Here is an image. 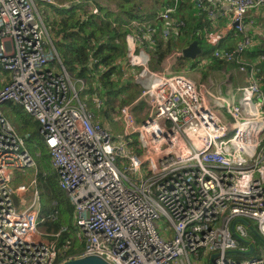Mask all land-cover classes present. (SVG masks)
Listing matches in <instances>:
<instances>
[{"label":"built area","instance_id":"built-area-1","mask_svg":"<svg viewBox=\"0 0 264 264\" xmlns=\"http://www.w3.org/2000/svg\"><path fill=\"white\" fill-rule=\"evenodd\" d=\"M192 1L199 13H216V0ZM181 2L173 0L157 15L166 38L177 40L185 26L176 15ZM224 2L239 38L230 50L219 47L223 35L218 36L213 56L240 64L260 43L261 27L250 12L264 8V0ZM40 3L59 6L56 0H0V264L61 263L55 242L41 236L36 178L15 184L18 172L37 165L27 148L29 135H20L6 118V103L22 106L40 125L59 185L74 206L78 237L85 241L79 256L98 255L111 264H195L217 254L213 264H264L262 256L235 257L249 250L238 236L254 242L238 219L254 220L264 237L260 60L238 67L246 80L237 88V102L233 94L202 89L187 69L174 71L185 58L183 49L175 48L161 70H151L156 23L131 22L136 30L127 36L123 65L125 77L137 75L142 90L119 109L123 132L116 136L82 101L85 80L74 79L59 58ZM80 3L92 2L63 6ZM202 33L209 36L205 26ZM93 99L103 104L97 92ZM29 188L33 198L15 203V195Z\"/></svg>","mask_w":264,"mask_h":264},{"label":"trees","instance_id":"trees-1","mask_svg":"<svg viewBox=\"0 0 264 264\" xmlns=\"http://www.w3.org/2000/svg\"><path fill=\"white\" fill-rule=\"evenodd\" d=\"M71 1L73 0H57L59 6L40 3L42 16L54 47L67 71L74 79L85 80L86 88L81 92L88 96L89 108L94 111L97 118L103 120V124L108 121L116 124L111 116L114 101L120 93L129 91L132 83L125 77L126 70L123 65L128 46L127 36L136 30L131 22L156 23L154 25L156 31L152 34V55L153 61L161 65L175 48L184 49L194 40L201 43V36L198 33H202L203 26L209 27L211 21L206 16L199 15L206 14L204 11L199 13L198 10L192 9L189 16L178 14L185 21V26L180 30L176 40L174 35L167 38L162 35V22L157 20L159 11L173 0H91L92 3L75 4L69 9L63 6L64 3ZM192 3L196 8V4L193 1ZM182 5L181 2V7ZM93 6L98 8L97 13L93 12ZM233 37H235L234 34ZM215 48L216 46L213 47L212 54L206 57L202 55L210 53V50L204 48L205 52L198 56L204 57L208 63V68L202 74L203 79H207L213 70L221 69L227 63L224 58L213 56ZM247 54H250L248 59L245 58ZM246 55L240 59V64L247 62L252 65L260 60L257 80L264 91V39L260 40L253 50L247 51ZM195 63L200 62L185 57L178 63L179 71ZM240 64L237 63L238 67ZM95 92L103 100L102 105L96 104L98 108L92 102ZM139 93L140 90L136 88L130 90L128 98H122L120 103L130 104ZM4 113L20 135L23 137L29 135L26 144L36 159V180L41 205L40 218L44 219L43 224L56 241L59 250L57 263L81 255L85 249V241L78 237L74 206L67 192L59 185L58 172L52 166L49 148L41 137L39 123L17 104L6 103ZM116 128L114 131L118 132ZM21 179L22 177L19 178L18 183ZM250 234L253 239L259 240L251 231Z\"/></svg>","mask_w":264,"mask_h":264},{"label":"crops","instance_id":"crops-1","mask_svg":"<svg viewBox=\"0 0 264 264\" xmlns=\"http://www.w3.org/2000/svg\"><path fill=\"white\" fill-rule=\"evenodd\" d=\"M216 1L217 2H216V4L214 6H216L217 9H216V13L213 16H211V15H209L207 13L206 14H199L198 13L199 15L206 16L208 19L211 20L210 21V26L209 27L207 25L205 26L208 29V33H209L208 35L209 36L206 37L204 35V33H198L199 36H201V43L198 41L200 47L202 49L206 48L207 50H210V53H206V54L202 55V56H205V57L210 55V54H212V49L215 46L213 41L217 40L218 36H222L223 35L221 37V39H220V46L223 47V49H230V50L233 49L234 46H235V43L237 42V39H238L237 36L233 37V34H234L233 26H234V24H233L232 11H231L229 5L227 3H225L224 0H216ZM182 3H183L182 7H181V3H180L179 10L177 11V12L180 13V15L182 13V14H184L186 16H189L191 11H192V9L197 11V9L194 8V6H193L192 0H182ZM111 8L115 9L114 6H111ZM250 16L253 17L254 19H256L257 24L260 25L262 34L258 35V38L260 37V40H263L264 39V8H260L258 10H252L250 12ZM202 28H201V31H202ZM220 29H222L225 34L220 32ZM245 58L246 59L250 58V54H247L245 56ZM199 60H200V58H199ZM200 64H202V63H199V65L196 64V63L194 65H191L189 67L188 71L191 72L193 69H198V66H200ZM205 68H208V63H207V67H205ZM215 73L218 74L217 76H215L217 78H214V74ZM202 74H201V78H202ZM216 80L217 81L219 80V83H217ZM245 80H246V74L240 72L239 69H238L237 63L233 62V63H226L225 66L222 67L221 69L213 70L210 73V75L207 77V79H205V83L208 82V84L206 86L209 89H211L212 91H213V89H215L213 86L217 85V89L218 90H216L214 92L222 91L224 93V92H227L228 90H237V88L239 86L245 84ZM232 81H234L235 87H234V89H228L229 85L226 82H229L231 84ZM236 93H238V91L235 92L234 95ZM30 170L31 169L27 170L24 173L18 172L17 175L15 176V184L16 185L21 184L22 181L24 180L23 178L25 177V174L27 172L30 173ZM20 177H22L23 180L21 179V181L18 183V180H19ZM15 197H16V195H15ZM16 198H18L20 200V198H22V197L19 195ZM21 200H23V198ZM19 204L21 205V201H20ZM41 236L43 237V239L52 240L56 244V241L53 240V238H52L53 234L44 235L42 233Z\"/></svg>","mask_w":264,"mask_h":264},{"label":"rangeland","instance_id":"rangeland-1","mask_svg":"<svg viewBox=\"0 0 264 264\" xmlns=\"http://www.w3.org/2000/svg\"><path fill=\"white\" fill-rule=\"evenodd\" d=\"M57 1V0H56ZM41 11H42V9H41ZM178 14H180L179 12H177L176 13V15H178ZM202 59H203V57H202ZM199 62H201V61H199ZM165 65V63H163V65L161 64V65H158L155 61H153L152 60V62H151V64H150V66H149V68L151 69V70H161L162 68H161V66L163 67ZM199 65V64H198ZM202 68H201V67ZM200 66H198V69H193L191 72H189L188 70H189V67H187V68H185V70H186V74H188L191 78H193L194 80H196L197 82H198V84H199V86L202 88V89H205V88H208L206 85L208 84V82L207 83H205V79H203V77L201 78V74L207 69V68H205V67H207V64L206 65H204V64H200ZM141 69L142 68H137V70H138V72L140 73V71H141ZM172 69L174 70V71H179L180 70V68H179V65L178 64H175V65H173V67H172ZM182 71V70H181ZM183 72H185V71H183ZM218 74L217 73H215L214 74V78H217V77H215V76H217ZM0 78H1V75H0ZM235 79V78H234ZM127 80L129 81V82H132L131 83V85H130V90H134L135 88H136V90H140V93H139V95H138V97L140 96V94H141V90H142V87H141V85H140V83H139V81L137 80V75H132L131 77H129V78H127ZM236 80V79H235ZM216 82L217 83H219V80L217 81L216 80ZM226 83H228V85H229V87H228V89H234V87H235V84H234V81H232V83L230 84L229 82H226ZM134 87V89H131V88H133ZM205 87V88H204ZM215 89H213V91H216V90H218L217 89V85H214L213 86ZM130 90L129 91H127V92H124V93H120L119 94V96L117 97V99L114 101V104H113V106H114V109L112 110V115L111 116H113V118L115 119V122H116V124H112L110 121H108V122H105L106 123V125L111 129V131H112V133L114 134V135H120L122 132H123V128H122V125L121 124H119V122L117 121V118H118V113H119V109L122 107V106H124V105H126V104H121L120 103V101H121V99L122 98H128V96H129V93H130ZM224 91V90H223ZM238 90H228L227 92H224V94H226L229 98H231V95L233 94L234 95V93L235 92H237ZM84 92H81L80 93V97H81V99H82V101H84V102H86L87 103V105H88V96L85 94H83ZM241 96V92H238V93H236L235 94V97H234V101H237L238 102V99H239V97ZM137 97V98H138ZM136 98V99H137ZM134 101V100H133ZM92 102H93V104L95 105V107H99V106H97L96 105V101L93 99L92 100ZM128 104V103H127ZM6 108V104L5 105H3L2 106V109H3V112H4V109ZM142 108H143V105L142 104H138V105H136V112H137V114H140L141 113V110H142ZM5 114V113H4ZM7 116V115H6ZM7 119H9L8 117H6ZM100 122H102L103 120H100L99 119V117L97 118ZM103 119V118H102ZM140 119V118H139ZM109 120H111V119H109ZM117 127V128H116ZM117 129L118 130V132H115L114 131V129ZM17 129V128H16ZM19 132V131H18ZM26 136H28V134L27 135H25V137ZM29 137V136H28ZM28 137H26V139L28 138ZM132 140L133 141H135V143L137 144V137L136 136H134L133 138H132ZM134 149H136V145L134 146ZM20 174V173H19ZM18 178V177H17ZM34 178H36L37 179V171H36V168L35 169H31L30 170V173L29 172H27L26 174H25V177L22 179L23 181H22V183L21 184H24V182L26 183V184H28L29 185V183L34 179ZM17 182V181H16ZM36 189L38 190V192H39V189H38V186L36 185ZM21 193H23V194H19L25 201H27V202H29L32 198H33V196H34V190L33 189H28L27 190V192L26 193H24V192H22L21 191ZM40 194V193H39ZM19 202V199L18 198H16L15 197V203H18ZM252 225H254V226H256V223H255V221L254 220H252V219H247ZM39 229H40V232L41 233H43L44 235H51L52 233H49L48 231H47V229H46V226L43 224V221L40 223V225H39ZM254 240V247H255V250H254V252L253 253H251V254H237L235 257H238V258H241V259H244V258H250V257H260V256H262V257H264V243H262L260 240H256V239H253ZM209 260H210V258H208V257H206V256H204V257H201L200 258V260H198L195 264H209Z\"/></svg>","mask_w":264,"mask_h":264},{"label":"water","instance_id":"water-1","mask_svg":"<svg viewBox=\"0 0 264 264\" xmlns=\"http://www.w3.org/2000/svg\"><path fill=\"white\" fill-rule=\"evenodd\" d=\"M204 49H202L198 43L197 40H194L189 46L183 49V55L186 58L197 60L198 56L203 54ZM240 223H243L248 229L262 242L264 243V237L259 233V231L256 229L254 225H252L248 220L246 219H238ZM234 230V227H233ZM239 240L242 243H245L248 245L249 250L246 254H251L254 252V242H251L249 240L240 238L238 236ZM217 254H212L209 260V264H213V260L216 257ZM60 264H111L106 259H104L101 256L98 255H86V256H78V257H71L67 260L62 261Z\"/></svg>","mask_w":264,"mask_h":264}]
</instances>
